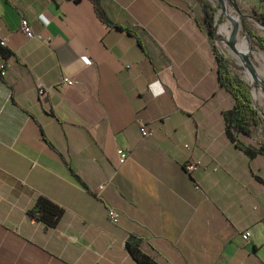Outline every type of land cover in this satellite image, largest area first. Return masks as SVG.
Returning <instances> with one entry per match:
<instances>
[{
    "label": "crops",
    "instance_id": "0c3cea01",
    "mask_svg": "<svg viewBox=\"0 0 264 264\" xmlns=\"http://www.w3.org/2000/svg\"><path fill=\"white\" fill-rule=\"evenodd\" d=\"M0 26V264H264V156L226 133L200 0H0Z\"/></svg>",
    "mask_w": 264,
    "mask_h": 264
},
{
    "label": "rangeland",
    "instance_id": "374dc122",
    "mask_svg": "<svg viewBox=\"0 0 264 264\" xmlns=\"http://www.w3.org/2000/svg\"><path fill=\"white\" fill-rule=\"evenodd\" d=\"M200 1L202 9L208 13V20L212 22L213 35L209 34L212 45L226 58L231 72L246 82L252 94L253 104L258 109L260 121L257 125L252 126L250 137H242L243 145H257L260 142H264V122L262 120L264 119V41L261 43L256 41V38L244 30L243 25L245 24L255 34L264 38V0ZM223 9L225 12H223ZM235 16L238 18V23L240 22L241 38H246L249 45H251L249 64L255 74L253 79L248 78L245 67L239 63V58L229 50L228 46L219 37V27L225 24L230 27V22H233L232 20L236 18Z\"/></svg>",
    "mask_w": 264,
    "mask_h": 264
},
{
    "label": "trees",
    "instance_id": "16d2710c",
    "mask_svg": "<svg viewBox=\"0 0 264 264\" xmlns=\"http://www.w3.org/2000/svg\"><path fill=\"white\" fill-rule=\"evenodd\" d=\"M97 13L98 16L107 23L119 29H124L121 25L109 21L106 15L99 10V8H97ZM204 18L209 34L213 35L212 22L208 20V13L206 11H204ZM243 27L244 30L248 31L252 37L256 38V41L260 43L264 41L263 37L255 34L245 24ZM212 50L217 62L219 82L233 98L231 108L228 109L224 115L226 133L232 139L236 134H242L246 137H250L252 133V126L257 125L260 121V116L258 109L253 104V98L248 85L238 75L231 72L226 58L214 46ZM0 54H2V56L7 54L6 51L2 50L1 46ZM245 151L250 155V157L257 154L264 156V142H260L257 145L248 144ZM31 213L33 215H37L46 223H53L55 218H57L61 213V208L52 203L50 200L44 197H39L36 200ZM131 251L140 264H157L151 257L143 253H139L140 251L138 249H131Z\"/></svg>",
    "mask_w": 264,
    "mask_h": 264
},
{
    "label": "built area",
    "instance_id": "2783aa9c",
    "mask_svg": "<svg viewBox=\"0 0 264 264\" xmlns=\"http://www.w3.org/2000/svg\"><path fill=\"white\" fill-rule=\"evenodd\" d=\"M0 28H1V26H0ZM20 29L30 39L31 38L44 39L40 34H36L32 30L31 24L29 23V21L26 18L21 19ZM0 46H6V38L5 37H0ZM0 74H3V71H1ZM76 82L77 81L75 79L64 76L56 82V86L61 87V88H65V87L74 85ZM38 90L41 93L43 91V88L40 87ZM138 123H139V132H140L142 137H149L153 134V130L148 128L140 119L138 120ZM185 147L190 148L188 145H185ZM117 155H118L119 162L124 163L130 157V152L124 148H119L117 150ZM198 163H199L198 160L187 163L185 165L186 171L191 172V171L195 170ZM105 186H106L105 184H100L98 186V188H97V195L98 196L102 193ZM108 219L113 223H118L119 213L115 209H112V208L108 209ZM242 237L244 239H248L249 232L244 231L242 233Z\"/></svg>",
    "mask_w": 264,
    "mask_h": 264
},
{
    "label": "bare ground",
    "instance_id": "6f19581e",
    "mask_svg": "<svg viewBox=\"0 0 264 264\" xmlns=\"http://www.w3.org/2000/svg\"><path fill=\"white\" fill-rule=\"evenodd\" d=\"M239 24H240V22L238 23V18L236 17V18H234V22H230V27L227 26V24L220 26L218 29V32L220 33L219 37H221L222 42L228 46L229 50L239 58V61H240L239 63H241L245 67L246 72H247V76L249 79H251L252 73L250 72V70L247 66L249 61L248 62L246 61V58L248 60L250 59V52H251L250 46L251 45H249V42L246 38H241V36H240V29L241 28H240ZM225 37H226V39H225ZM228 38L231 41L230 46L227 43ZM234 58H235V56H234Z\"/></svg>",
    "mask_w": 264,
    "mask_h": 264
},
{
    "label": "water",
    "instance_id": "95a60500",
    "mask_svg": "<svg viewBox=\"0 0 264 264\" xmlns=\"http://www.w3.org/2000/svg\"><path fill=\"white\" fill-rule=\"evenodd\" d=\"M221 1V0H220ZM223 12H225V10L223 9ZM233 22H234V19L232 20ZM236 23V22H235ZM227 43H228V45L230 46V43H231V41H230V39L228 38L227 39ZM246 61L248 62L249 60L246 58ZM248 68H249V70H250V72L252 73V79H253V77L255 76V74H254V71H253V68L250 66V64H249V62H248ZM252 95V94H251ZM263 120V122H264V119H262Z\"/></svg>",
    "mask_w": 264,
    "mask_h": 264
}]
</instances>
